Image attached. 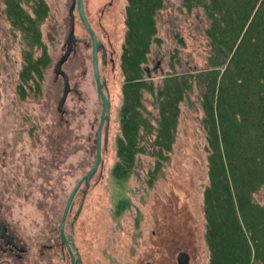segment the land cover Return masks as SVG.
<instances>
[{
	"label": "rangeland",
	"instance_id": "374dc122",
	"mask_svg": "<svg viewBox=\"0 0 264 264\" xmlns=\"http://www.w3.org/2000/svg\"><path fill=\"white\" fill-rule=\"evenodd\" d=\"M63 1L48 0L50 16L41 26L43 42L54 60L61 53L60 45L49 44L48 40L61 27L63 30ZM108 1L84 0L99 38H105L97 26L99 10ZM125 5V0H113L104 21L101 19L115 52V70L102 72L111 104L108 143L102 151V164L90 180L72 238L82 264H176L180 250L190 254L189 264H208L202 211L208 176L202 112L196 94L191 95L190 104L181 106L176 140L162 176L151 186L147 184L154 160L144 155L138 157L125 181L118 182L111 172L120 135ZM207 23L200 10L187 13L182 0H166L156 18V37L161 44L151 45L147 63L142 66L148 79L158 85L161 76L170 72V53L175 48L180 51L177 72L204 69L209 53L204 35ZM76 33L85 37L83 28L76 27ZM0 39V217L30 248L28 264H48L46 255L38 257L37 248L56 244L67 197L94 161L101 106L92 80L89 51L83 50L82 101L69 97V114L61 120L57 110L61 83L54 81L51 68L45 70L37 95L29 92L22 99L16 93L21 45L19 34L13 36L2 0ZM145 98L151 101L147 93ZM144 104L154 113L149 102ZM263 196L264 188L255 200L261 203ZM80 200L78 193L67 221H71ZM50 255L51 262L56 263L58 258ZM64 264H69L68 259Z\"/></svg>",
	"mask_w": 264,
	"mask_h": 264
},
{
	"label": "trees",
	"instance_id": "16d2710c",
	"mask_svg": "<svg viewBox=\"0 0 264 264\" xmlns=\"http://www.w3.org/2000/svg\"><path fill=\"white\" fill-rule=\"evenodd\" d=\"M2 2L13 36L19 34L16 93L24 99L29 92H40L51 63L41 31L49 8L43 0ZM125 2L120 56L124 80L113 177L125 181L142 155L154 160L147 184L162 176L176 140L181 106L196 94L208 176L202 205L208 264H264V196L261 203L255 200L264 188V0H182L187 13L200 10L208 22L206 67L177 72L181 63L175 48L170 72L158 85L142 66L151 45L161 44L156 18L166 0ZM175 38L183 45L179 36Z\"/></svg>",
	"mask_w": 264,
	"mask_h": 264
},
{
	"label": "flooded vegetation",
	"instance_id": "af4514ba",
	"mask_svg": "<svg viewBox=\"0 0 264 264\" xmlns=\"http://www.w3.org/2000/svg\"><path fill=\"white\" fill-rule=\"evenodd\" d=\"M43 1L47 4L49 8V14L46 18L48 19V17L50 16L51 8L48 3V0H43ZM63 2H64L63 9L65 10L64 21H62V23L64 22V25H62L63 30H61L62 29L61 27L60 31L56 32V34H54L51 38H49L50 40H48V43L52 45H55L58 43L60 45L61 53L56 60H54L49 55L51 58V63L46 69V70H49L51 68L53 71L54 81L56 83L57 82L61 83V86H60L61 97L65 89V84L67 82L68 93L62 105L61 111L58 110V105H57V110L60 114L61 120H63L64 117L69 114L66 109V104H67L69 97H75L76 102L82 101L81 83L83 81V73H84V71L82 70L83 60H84L83 50L89 51L91 75H92V80L94 82L93 70H92V41H91V38L84 30L83 25L81 23V20H80L78 11H77L76 0H64ZM112 5H113V0H109L106 3V5H104L99 10L100 18L98 19L97 26L103 31V34L105 37V38H99L97 33L92 28L89 17L86 13L85 2L84 0H82V9L84 11L86 20L90 28L92 29L93 33L95 34L97 41L99 42V48L97 51L98 71H99L101 80L104 81V85L106 88L105 94L107 97H108V88L106 84V79L103 76L102 72L106 71L108 68L112 72L115 70V52L113 50L109 37H107L106 29L101 23V19L103 18V21H104V17H103L104 14L107 12V10L111 8ZM24 8L28 9L25 5H24ZM71 17L73 19V38L69 39L68 37H69V27H70ZM76 27H79L80 29L83 28L85 32V37L82 34L76 33ZM49 44H48V47H49ZM59 63H60V66H59L60 73H58L59 71L57 72V65ZM94 86H95V82H94ZM95 92H96V88H95ZM99 103H100V100H99ZM99 118H100V115H99ZM98 125H99V120H98L96 129H95L94 142L96 139V132L98 129ZM104 128L105 127H103L101 131L102 141H103L104 133H105ZM108 133H109V126H108ZM107 142H108V139H107ZM70 222L71 221H68L65 224V228H64L65 236L68 241H69L68 237L72 236V233H73L71 232ZM67 229H68V233L66 232ZM55 243L56 244H53V245H44L42 247H38L37 248L38 257L42 258L46 255V261L48 262V264H64V262L67 259L69 261V264H71L70 255L68 253L66 245L62 243V240L60 237V231H59V235ZM30 251L31 250L30 248H28L25 241L22 238H20L19 235H17L16 232L0 217V264H28L27 259L29 258ZM72 252L74 251L72 250ZM51 253H53V255L58 258V261L56 263L51 262V255H50ZM180 253L185 255L187 259V264H189L190 254L185 250H180L177 253L175 257L176 264H179L177 257H178V254ZM81 263H82V259H81Z\"/></svg>",
	"mask_w": 264,
	"mask_h": 264
},
{
	"label": "water",
	"instance_id": "95a60500",
	"mask_svg": "<svg viewBox=\"0 0 264 264\" xmlns=\"http://www.w3.org/2000/svg\"><path fill=\"white\" fill-rule=\"evenodd\" d=\"M76 2H77V11H78L81 23L83 25V28L86 31V33L90 36L91 41H92L93 77H94L97 97L100 100V104H101L99 125H98V129L96 132V139H95L94 161H93L91 167L89 168V170L77 181L74 188L69 193L67 200H66V203H65V206H64V209H63V213H62V217H61V221H60V225H59L60 237H61L62 243L64 245H66V247H67V250H68V253H69L70 259H71V264H82L80 254L78 253L77 247L75 246V244L73 242L72 236L68 237L69 238V241H68L66 239V236H65L64 228H65V224L68 222L67 219H68L70 212L72 210L74 198L80 192L81 193V200H80V203L77 207V210L74 213V215L71 219V222H70L71 232H73V226H74V223H75L77 217L79 216L81 209L83 207V203H84V200L86 197V193H87L89 185H90V180L92 179V177L95 175V173L99 169L100 165L102 164V151L106 149V146L108 143L107 139H108V126L110 123L111 104H110L108 97L105 94L106 88L104 85V81L101 80V77H100V74L98 71L97 51L99 48V42L97 41L95 34L93 33L92 29L90 28V26L86 20L84 11L82 9V0H76ZM68 38L69 39L73 38V19H72V17H71V21H70L69 37ZM0 42H1V39H0ZM59 66H60V63L57 65V72L59 71L58 73H60ZM67 93H68V86H67V82H66L65 89L62 93V97L58 103V110L59 111L62 110L61 108H62V105L65 101ZM0 100H1V93H0ZM103 127H105L104 128L105 133H104V138L102 141L101 131H102ZM81 186H83V188H81ZM72 250L74 252H72ZM177 260H178L179 264H187V259H186L185 255L182 253L178 254Z\"/></svg>",
	"mask_w": 264,
	"mask_h": 264
}]
</instances>
